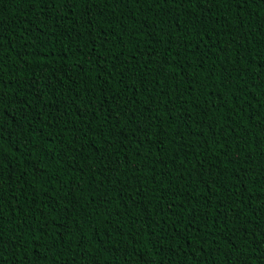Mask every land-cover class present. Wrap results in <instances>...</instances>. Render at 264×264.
I'll list each match as a JSON object with an SVG mask.
<instances>
[{
  "label": "trees",
  "instance_id": "trees-1",
  "mask_svg": "<svg viewBox=\"0 0 264 264\" xmlns=\"http://www.w3.org/2000/svg\"><path fill=\"white\" fill-rule=\"evenodd\" d=\"M63 4L0 0V264H264V3Z\"/></svg>",
  "mask_w": 264,
  "mask_h": 264
},
{
  "label": "snow or ice",
  "instance_id": "snow-or-ice-1",
  "mask_svg": "<svg viewBox=\"0 0 264 264\" xmlns=\"http://www.w3.org/2000/svg\"><path fill=\"white\" fill-rule=\"evenodd\" d=\"M85 3H88V0H84ZM112 0H105L106 4L111 3ZM136 2H139V0H136ZM163 3H170V2H176V0H162ZM201 2L203 3H217V0H201ZM234 3H237L239 5H243V6H247V4L249 3V0H233ZM261 3H264V0H260ZM75 0H64V4L63 6L71 9L74 6ZM180 3H192V0H180ZM50 19V17H49ZM0 29H3V23L2 21H0ZM9 40V37L7 35V30L3 29L0 30V48L3 47V45L5 43H7ZM203 42V41H202ZM91 51V49L89 50ZM26 52V49H25ZM7 87V85H5L2 81H0V119H2L4 117V114L7 110V107L11 105L12 101L8 100L7 95L5 94V88ZM5 101H8V104H5ZM21 103H26L25 101H21ZM25 119H27V117H25ZM30 121H29V125H30ZM262 131H264V129H262ZM3 138V124L0 123V139ZM262 143H264V140L261 141ZM230 150V149H229ZM226 154V153H225ZM9 165H11V161H6L3 159V156L0 155V169H3L5 167H8ZM2 178V177H0ZM212 183H215V177L212 178ZM239 217H237L238 219ZM163 251V249H162Z\"/></svg>",
  "mask_w": 264,
  "mask_h": 264
}]
</instances>
